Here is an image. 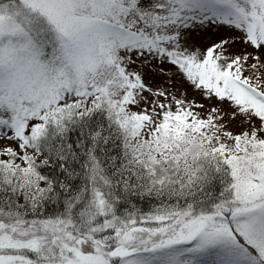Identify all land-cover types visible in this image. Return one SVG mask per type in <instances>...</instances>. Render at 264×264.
I'll use <instances>...</instances> for the list:
<instances>
[{
    "label": "snow or ice",
    "instance_id": "6c2138e0",
    "mask_svg": "<svg viewBox=\"0 0 264 264\" xmlns=\"http://www.w3.org/2000/svg\"><path fill=\"white\" fill-rule=\"evenodd\" d=\"M0 264H264V0H0Z\"/></svg>",
    "mask_w": 264,
    "mask_h": 264
}]
</instances>
